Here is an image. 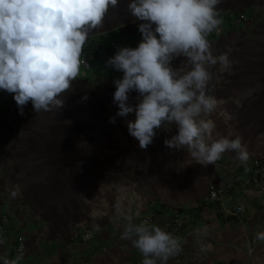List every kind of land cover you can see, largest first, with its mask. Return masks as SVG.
Here are the masks:
<instances>
[{
	"label": "crops",
	"instance_id": "0c3cea01",
	"mask_svg": "<svg viewBox=\"0 0 264 264\" xmlns=\"http://www.w3.org/2000/svg\"><path fill=\"white\" fill-rule=\"evenodd\" d=\"M129 2L118 0L103 27L89 35L82 54H89L94 66L81 67L62 94L64 107L36 113L29 101L20 114L13 94L0 99V214L9 209L10 233L19 229L25 236L20 264H142L139 250L120 238L125 221L116 217L117 203L134 223L153 214L150 224L187 241L168 264H264V241L256 238L264 232V183L260 188L233 181L243 165L236 153L225 152L215 165L205 166L186 150L164 145L178 132L174 124L156 130L152 144L141 149L126 126L134 113L109 122L118 111L113 81L123 76L106 66L117 51L110 42L135 48L142 39L138 25L143 22L131 16ZM217 9L244 12L247 18L226 22L208 39L214 55L231 50L233 66L223 72L218 64L209 69L207 92L220 103L203 118L212 119L222 136L242 137L250 161L264 151V0H220ZM183 59L171 66L178 68ZM241 94L247 96L237 107ZM137 97L131 92L129 103L135 105ZM211 183L221 189V197L205 202ZM241 202L246 211L233 214ZM176 212L183 226L166 229ZM205 226L208 235L200 243L210 248L200 252L194 233ZM76 227L91 228L93 238L75 241ZM0 239L5 241L0 256L14 259L18 254L9 236Z\"/></svg>",
	"mask_w": 264,
	"mask_h": 264
},
{
	"label": "clouds",
	"instance_id": "9594fccd",
	"mask_svg": "<svg viewBox=\"0 0 264 264\" xmlns=\"http://www.w3.org/2000/svg\"><path fill=\"white\" fill-rule=\"evenodd\" d=\"M220 0H130L127 7L142 35L135 48H119L106 66L122 72L113 83V103L118 111L109 118L126 120L130 136L146 149L163 125H175L176 135L164 140L171 150H186L196 163L215 165L225 152L247 164L250 153L242 137L230 139L216 131L212 119L220 101L207 92L212 79L209 69L232 68L229 52L214 55L208 36L223 23L217 5ZM118 0H0V90L13 94L20 114L31 101L33 110L49 112L64 107L62 94L72 87L83 63V46L89 35L103 27L110 8ZM183 57L180 66L172 61ZM137 92V103H129V94ZM241 94L234 103L242 106ZM13 197L16 192L12 193ZM117 219L125 221L120 238L130 241L142 254V264H168L183 251L186 240L166 232L148 220L137 224L120 203L115 205ZM100 231L98 224L93 225ZM91 235V233H89ZM199 251L210 244L200 243L208 228L194 233ZM264 241V232L256 234ZM5 241L0 239V245ZM23 250L14 258L0 256V264H20Z\"/></svg>",
	"mask_w": 264,
	"mask_h": 264
},
{
	"label": "built area",
	"instance_id": "2783aa9c",
	"mask_svg": "<svg viewBox=\"0 0 264 264\" xmlns=\"http://www.w3.org/2000/svg\"><path fill=\"white\" fill-rule=\"evenodd\" d=\"M220 16L223 19V23L220 28L208 36V39H212L217 36V34L223 29V26L226 22H230L232 24L240 23L246 20L247 16L244 12H238L235 10H225L219 12ZM111 46L115 49H119L122 47H128L127 43H121L117 40H111ZM81 59L83 61L81 67L84 69H89L94 66L92 61V57L89 54H82ZM10 95L4 90H0V99L2 97H6ZM235 180L233 181H243L244 184H254L257 187L263 188L264 183V151L258 155H255L247 164L242 165V170L240 174L235 175ZM238 179V180H237ZM221 197V189L215 184L211 183L209 185L208 194L205 197V202H214L219 201ZM152 208H155L156 205L151 203ZM247 207L244 203H238L235 205L232 210L233 214L241 215L246 211ZM148 220L149 223L154 222V217L152 215L142 216V221ZM180 228L183 226V219L180 216L179 212H176L174 215V219L166 225V229L169 227ZM13 230L11 226V212L9 209H5L0 214V237H8L10 239L11 249L13 253L19 254L21 250L23 253L26 250V239L25 236L20 232L19 229H14L13 233L10 231ZM91 233V235H89ZM94 236V232L91 228L87 227H76L72 231V239L80 242H88Z\"/></svg>",
	"mask_w": 264,
	"mask_h": 264
}]
</instances>
